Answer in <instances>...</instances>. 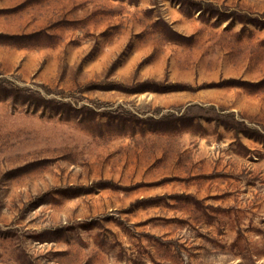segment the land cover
Instances as JSON below:
<instances>
[{"label": "rangeland", "instance_id": "rangeland-1", "mask_svg": "<svg viewBox=\"0 0 264 264\" xmlns=\"http://www.w3.org/2000/svg\"><path fill=\"white\" fill-rule=\"evenodd\" d=\"M0 264H264V0H0Z\"/></svg>", "mask_w": 264, "mask_h": 264}]
</instances>
